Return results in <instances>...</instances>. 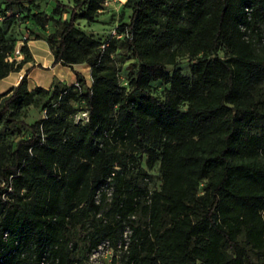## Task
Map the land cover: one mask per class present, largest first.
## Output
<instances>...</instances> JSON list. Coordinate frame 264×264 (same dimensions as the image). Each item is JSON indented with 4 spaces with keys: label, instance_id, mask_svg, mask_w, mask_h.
Masks as SVG:
<instances>
[{
    "label": "trees",
    "instance_id": "1",
    "mask_svg": "<svg viewBox=\"0 0 264 264\" xmlns=\"http://www.w3.org/2000/svg\"><path fill=\"white\" fill-rule=\"evenodd\" d=\"M53 1L33 24L55 25L54 64L91 76L31 89L27 70L0 93V264H92L128 227L121 264H264V0H127L129 22L102 43L78 20L96 21L105 0ZM7 12L0 81L32 52L30 29L8 37ZM32 104L43 115L29 123Z\"/></svg>",
    "mask_w": 264,
    "mask_h": 264
},
{
    "label": "rangeland",
    "instance_id": "2",
    "mask_svg": "<svg viewBox=\"0 0 264 264\" xmlns=\"http://www.w3.org/2000/svg\"><path fill=\"white\" fill-rule=\"evenodd\" d=\"M65 3L73 4L74 0H62ZM127 0H105L102 8L98 12L96 21L88 22L85 19H79V27L87 32L88 34L96 37L101 43L107 41V39L112 38L116 31L119 34V30L123 25L129 22L132 8L126 4ZM53 0H37L34 5L25 3L23 5L12 4L7 5L2 0H0V9H8V22L6 25L9 27L8 37L18 39V37L30 29L29 32L33 35V38L29 42L31 49V54L29 60L24 62L19 70L11 72L3 81L0 82V93L7 91L13 83L23 77L25 72L28 70V84L29 87L35 88L38 86L53 90L60 84H71L77 80L76 71H80L87 79L90 80L91 67L87 63H79L72 67L64 66L60 63L54 64V57L52 46L47 39V35L54 31L55 25L49 24L45 29L38 28L33 24L32 14L36 11H45L52 13L54 8ZM56 18L62 17L67 18V12H58L55 14ZM25 25H28L25 27ZM116 34V35H117ZM130 55L126 53L124 48H118L115 58L118 62L125 56ZM24 58V55H19L16 59L19 61ZM135 63V60L131 57L127 58L122 64V69L126 72L129 71ZM179 66L182 67L184 73H189V59L186 56H182L178 61ZM172 66L169 69L172 70ZM18 84V83H17ZM163 87V85H161ZM43 115L40 106L30 105L23 110V116L29 123H33L39 120ZM23 135L29 133V130L23 128ZM21 134L17 132L12 133V138L17 139ZM153 174H157V169H151ZM160 183L159 176L155 175L151 182L147 184L150 187H157ZM145 218L143 217V220ZM73 239L78 241V251L77 255L82 257L83 248L85 242L79 236V229L73 231ZM121 256L118 257L117 264H121ZM105 264H109L107 259Z\"/></svg>",
    "mask_w": 264,
    "mask_h": 264
},
{
    "label": "built area",
    "instance_id": "3",
    "mask_svg": "<svg viewBox=\"0 0 264 264\" xmlns=\"http://www.w3.org/2000/svg\"><path fill=\"white\" fill-rule=\"evenodd\" d=\"M114 34L116 35V31H114ZM117 37L120 36V34L116 35ZM21 44H23V41L19 42V45L17 46L15 52L10 57L11 59H15L19 55L25 54L21 50ZM18 61V60H17ZM88 117V111L82 110L77 114V121H79L82 118L87 119ZM131 229L128 227L125 229L123 234V239H121L117 244H114L111 240H105L103 241L97 248H95L92 253L90 254L89 260L92 264H105L104 261L107 259V262L109 264H113L115 258H118L120 256V252L122 249H127L129 244V238H130Z\"/></svg>",
    "mask_w": 264,
    "mask_h": 264
},
{
    "label": "crops",
    "instance_id": "4",
    "mask_svg": "<svg viewBox=\"0 0 264 264\" xmlns=\"http://www.w3.org/2000/svg\"><path fill=\"white\" fill-rule=\"evenodd\" d=\"M4 79H5V78H4ZM4 79H3V80H4ZM3 80H1V81H3ZM1 81H0V82H1ZM18 82H19V81L17 80L15 83H13V85H12V86H15V85H17V83H18Z\"/></svg>",
    "mask_w": 264,
    "mask_h": 264
}]
</instances>
